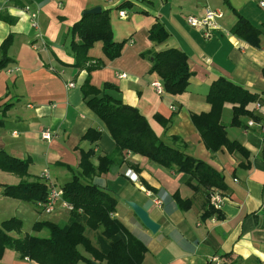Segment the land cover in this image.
Here are the masks:
<instances>
[{"label":"crops","instance_id":"1","mask_svg":"<svg viewBox=\"0 0 264 264\" xmlns=\"http://www.w3.org/2000/svg\"><path fill=\"white\" fill-rule=\"evenodd\" d=\"M125 1L131 7L117 8ZM229 2L263 30L260 47L230 33L237 18L223 0H0V45L9 34L13 35L8 49L13 62L0 70V149L29 161L28 173L22 178L0 170L7 177L2 184H16L22 179L42 181L41 173L47 170L62 186L71 177L64 164L77 169L81 149L93 150L95 165L98 156L114 152V139L105 123L87 106L81 90L86 77L98 88L109 83L112 87L104 91L138 108L160 140L203 160L223 175L225 183L224 189H218L226 197L218 210L220 214L203 217L209 203L204 187L191 188L184 172L138 153L124 151L121 165L92 176L93 183L109 188L116 196L113 215L145 245L141 264H264L263 131L249 126L251 117L247 115L239 117V124H231L233 104L225 102L220 121L226 136L247 152L230 151L225 146L211 152L191 119L192 113L211 109L206 100L211 82L225 77L255 94L247 107L264 121V0ZM94 6L110 10L113 38L126 42L120 56L113 60L105 56L102 41L94 42L88 55L92 62L101 59L104 64L88 71L72 66L74 55L68 45L72 25L84 10ZM206 8L223 11L221 29L209 39L185 19L188 14L202 16ZM32 13H36L37 26H33ZM156 22L168 31V37L161 42L148 38ZM168 48L184 51L192 71L186 90L180 94L168 93L164 86L163 93L158 94L151 85L163 81L150 70L148 52ZM120 73L126 77H119ZM160 118L168 123L163 125ZM89 128L101 131L97 141L81 138ZM44 130H49V139L41 137ZM128 169L137 175L136 180L125 174ZM187 200L189 206H182L181 201ZM127 201L148 211L160 225L157 232L141 223ZM26 202L41 209L38 203ZM58 205L70 212V208ZM68 221L69 218L55 223ZM22 232L47 236L46 230ZM84 233L93 245L98 240V231L86 228ZM0 264L39 263L5 249Z\"/></svg>","mask_w":264,"mask_h":264},{"label":"trees","instance_id":"2","mask_svg":"<svg viewBox=\"0 0 264 264\" xmlns=\"http://www.w3.org/2000/svg\"><path fill=\"white\" fill-rule=\"evenodd\" d=\"M223 2L237 18L230 28V33L254 47H260L263 30L232 7L229 0ZM124 7H131V3L125 1L117 6L119 9ZM109 11L101 9L99 13L83 14L72 25L68 45L74 55L72 66L88 71L102 67L104 63L101 59L92 62L88 55V50L98 40L102 41V49L108 59L113 60L120 56L126 40H114ZM167 37L168 31L159 22L154 23L148 31V38L152 41L161 42ZM12 39L13 35L9 34L0 45V70L13 62L8 55ZM148 53L151 57L150 70L161 78L164 90L171 94L184 92L192 75L186 53L178 48ZM106 87L112 85L105 83L103 88H98L86 77L81 90L87 106L105 123L114 139V152L98 156V163L95 165L92 161L93 150L81 149L77 169L64 164L71 172L70 179L62 185V198L70 206V217L69 221L63 224L46 220L32 224V230H46L47 236L28 232L22 234L23 221L16 216L3 220L0 225V257L5 249H12L20 257L29 258L39 264H141L146 247L113 215L117 205L116 196L109 188L95 184L90 179L96 174L108 172L112 167L121 165L124 161V151L138 153L164 167L184 172L187 174L186 183L191 188L202 186L207 190L208 201L212 188H225L221 173L203 160L160 140L138 108L113 98L104 91ZM254 99V93L225 77H218L211 82L206 95L211 109L208 112L191 114L192 122L208 150L215 152L225 146L230 151H246L239 142L227 138L220 115L223 104L230 102L233 104L231 124H239L241 115L259 120L247 107ZM160 121L163 125L168 123L162 118ZM100 136V130L89 128L81 138L95 142ZM28 164V160L11 156L0 149V170L12 172L22 178L28 173ZM2 189L1 194L5 196L32 203L45 201L47 196V185L38 180L28 182L22 179L16 184H4ZM189 203L188 200L181 201L184 207L189 206ZM218 210L209 202L202 215L209 216ZM86 228L99 232L97 246L93 245L84 233ZM79 246L91 257L83 253Z\"/></svg>","mask_w":264,"mask_h":264},{"label":"built area","instance_id":"3","mask_svg":"<svg viewBox=\"0 0 264 264\" xmlns=\"http://www.w3.org/2000/svg\"><path fill=\"white\" fill-rule=\"evenodd\" d=\"M262 4V2H261ZM124 12L120 11L119 15L123 16ZM32 17V23L33 26H37L36 22V13L31 14ZM223 17V11L219 8H206L204 14L202 16H196L193 14H188L186 16V22L187 24L192 28H197L200 30L202 36L205 39H209L213 36L214 31L221 29V26L219 24V20ZM119 77H126L125 73L118 74ZM70 86L73 84L70 83ZM151 85L154 87L155 91L158 94L163 93V84L159 81H154L151 83ZM259 107V103L256 105ZM249 126H258L264 133V121L262 120H254L251 118L248 123ZM41 137L43 139H49L50 138V132L49 130H44L41 133ZM125 174L131 179L136 180L137 175L131 171V169L126 170ZM42 181L45 182L47 185V196L45 201L38 202V205L41 207L43 212L50 213L56 209V206L61 203L63 206L70 208V206L63 200V188L62 186L58 185L53 181V179L50 177L47 170H43L41 173ZM226 201V197L224 194L216 189L212 188L209 191V202L212 206L221 209Z\"/></svg>","mask_w":264,"mask_h":264},{"label":"rangeland","instance_id":"4","mask_svg":"<svg viewBox=\"0 0 264 264\" xmlns=\"http://www.w3.org/2000/svg\"><path fill=\"white\" fill-rule=\"evenodd\" d=\"M6 180L7 177L1 175L0 173V225L3 220L11 216H16L23 221L22 231L32 230V224L36 221L46 220L52 222H60L68 220L69 210L60 207L59 205L56 206V209L54 211L46 213L43 212L39 207L35 208L34 204L27 203L26 201L20 200L18 198L1 194L3 190L2 182ZM94 245L97 246L96 240L94 241Z\"/></svg>","mask_w":264,"mask_h":264},{"label":"water","instance_id":"5","mask_svg":"<svg viewBox=\"0 0 264 264\" xmlns=\"http://www.w3.org/2000/svg\"><path fill=\"white\" fill-rule=\"evenodd\" d=\"M101 11L100 6H94L92 8L84 10L83 14L99 13ZM128 206L132 209L134 214L138 217L141 223L151 232L155 233L159 229L160 225L155 222L149 215L148 211L138 203L134 201H127ZM104 264V263H96Z\"/></svg>","mask_w":264,"mask_h":264}]
</instances>
